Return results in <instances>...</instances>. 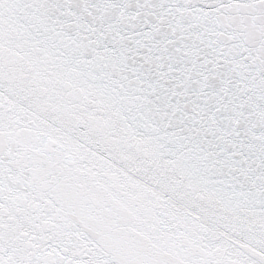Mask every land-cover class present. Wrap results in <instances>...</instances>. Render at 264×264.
I'll use <instances>...</instances> for the list:
<instances>
[{
  "label": "snow or ice",
  "instance_id": "snow-or-ice-1",
  "mask_svg": "<svg viewBox=\"0 0 264 264\" xmlns=\"http://www.w3.org/2000/svg\"><path fill=\"white\" fill-rule=\"evenodd\" d=\"M0 264H264V0H0Z\"/></svg>",
  "mask_w": 264,
  "mask_h": 264
}]
</instances>
